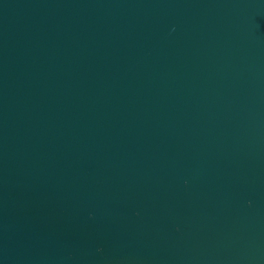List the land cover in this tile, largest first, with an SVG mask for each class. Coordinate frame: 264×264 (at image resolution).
Segmentation results:
<instances>
[{
	"label": "water",
	"instance_id": "obj_1",
	"mask_svg": "<svg viewBox=\"0 0 264 264\" xmlns=\"http://www.w3.org/2000/svg\"><path fill=\"white\" fill-rule=\"evenodd\" d=\"M0 264H264V0H0Z\"/></svg>",
	"mask_w": 264,
	"mask_h": 264
}]
</instances>
